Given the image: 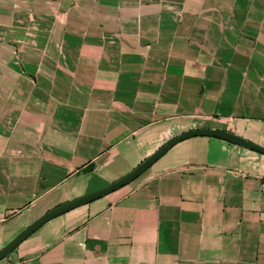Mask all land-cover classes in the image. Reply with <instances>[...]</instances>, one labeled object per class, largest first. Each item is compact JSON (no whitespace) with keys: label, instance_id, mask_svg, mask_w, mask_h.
<instances>
[{"label":"crops","instance_id":"obj_1","mask_svg":"<svg viewBox=\"0 0 264 264\" xmlns=\"http://www.w3.org/2000/svg\"><path fill=\"white\" fill-rule=\"evenodd\" d=\"M197 128L264 146V0H0V249ZM0 264H264V153L181 140Z\"/></svg>","mask_w":264,"mask_h":264},{"label":"water","instance_id":"obj_2","mask_svg":"<svg viewBox=\"0 0 264 264\" xmlns=\"http://www.w3.org/2000/svg\"><path fill=\"white\" fill-rule=\"evenodd\" d=\"M198 135H208L215 136L229 140L231 142L243 145L250 149L257 150L264 153V146L253 142L249 139H246L232 131L219 129V128H197L186 130L179 135L171 138L163 145H161L155 152L149 155L145 160H143L139 165H137L133 170L128 172L126 175L120 177L119 179L113 181L112 183L95 190L93 192L87 193L80 197H77L68 202H64L55 206L54 208L48 210L30 225H28L23 231L17 234L12 240H10L4 247L0 249V259H3L10 255V253L23 242L28 236L33 232L43 226L49 220L62 215L76 207L84 205L86 203L92 202L98 198H101L135 180L141 174H143L147 169H149L159 158H161L170 148L175 144L189 137L198 136Z\"/></svg>","mask_w":264,"mask_h":264},{"label":"trees","instance_id":"obj_3","mask_svg":"<svg viewBox=\"0 0 264 264\" xmlns=\"http://www.w3.org/2000/svg\"><path fill=\"white\" fill-rule=\"evenodd\" d=\"M93 166H90V169L92 168Z\"/></svg>","mask_w":264,"mask_h":264},{"label":"rangeland","instance_id":"obj_4","mask_svg":"<svg viewBox=\"0 0 264 264\" xmlns=\"http://www.w3.org/2000/svg\"><path fill=\"white\" fill-rule=\"evenodd\" d=\"M66 215V214H65Z\"/></svg>","mask_w":264,"mask_h":264}]
</instances>
